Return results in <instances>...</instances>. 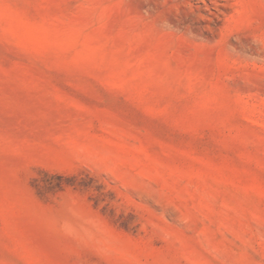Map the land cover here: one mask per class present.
Here are the masks:
<instances>
[{"label": "rangeland", "instance_id": "rangeland-1", "mask_svg": "<svg viewBox=\"0 0 264 264\" xmlns=\"http://www.w3.org/2000/svg\"><path fill=\"white\" fill-rule=\"evenodd\" d=\"M0 264H264V0H0Z\"/></svg>", "mask_w": 264, "mask_h": 264}]
</instances>
